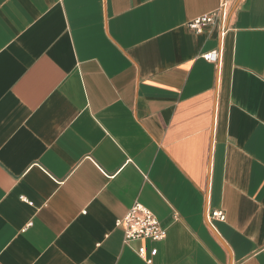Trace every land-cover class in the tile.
Listing matches in <instances>:
<instances>
[{
	"label": "crops",
	"instance_id": "1",
	"mask_svg": "<svg viewBox=\"0 0 264 264\" xmlns=\"http://www.w3.org/2000/svg\"><path fill=\"white\" fill-rule=\"evenodd\" d=\"M220 2L0 0V264H264V0Z\"/></svg>",
	"mask_w": 264,
	"mask_h": 264
},
{
	"label": "built area",
	"instance_id": "2",
	"mask_svg": "<svg viewBox=\"0 0 264 264\" xmlns=\"http://www.w3.org/2000/svg\"><path fill=\"white\" fill-rule=\"evenodd\" d=\"M230 0H221L219 7L206 15L191 21L188 27L195 33H201L208 25H219L224 28L230 9ZM210 63L219 64L222 58V50L216 49L204 55ZM224 220L222 212H212L207 220ZM115 226L123 230L124 243L136 240L162 241L166 238L167 231L162 227L156 216L144 206L136 203L127 213L115 222Z\"/></svg>",
	"mask_w": 264,
	"mask_h": 264
}]
</instances>
